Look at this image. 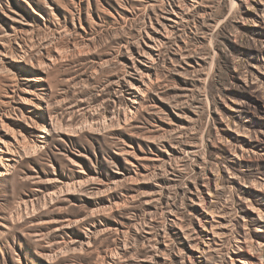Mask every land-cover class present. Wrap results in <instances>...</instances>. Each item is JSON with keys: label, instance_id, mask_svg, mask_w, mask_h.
I'll return each mask as SVG.
<instances>
[{"label": "rangeland", "instance_id": "obj_1", "mask_svg": "<svg viewBox=\"0 0 264 264\" xmlns=\"http://www.w3.org/2000/svg\"><path fill=\"white\" fill-rule=\"evenodd\" d=\"M0 264H264V0H0Z\"/></svg>", "mask_w": 264, "mask_h": 264}, {"label": "bare ground", "instance_id": "obj_2", "mask_svg": "<svg viewBox=\"0 0 264 264\" xmlns=\"http://www.w3.org/2000/svg\"><path fill=\"white\" fill-rule=\"evenodd\" d=\"M138 90H139V94L144 96L145 92L143 90H140V89H138Z\"/></svg>", "mask_w": 264, "mask_h": 264}]
</instances>
